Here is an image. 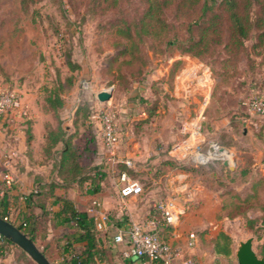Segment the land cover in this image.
I'll use <instances>...</instances> for the list:
<instances>
[{
  "label": "rangeland",
  "instance_id": "1",
  "mask_svg": "<svg viewBox=\"0 0 264 264\" xmlns=\"http://www.w3.org/2000/svg\"><path fill=\"white\" fill-rule=\"evenodd\" d=\"M139 5V0H119L117 6L102 11L98 7L93 8L91 0H0V94L6 90H14L21 99L27 95L33 104L43 109L44 96L49 88L56 85L57 75L62 80L71 75V83H65L66 89L61 91L64 104L59 114L64 125L70 124L72 130L76 128L75 144L83 142L85 133L91 134L93 125L99 123L98 111L111 107L114 111L113 123L117 128L118 141L122 136L128 138L126 128L123 127L128 125L129 138L135 139V143L130 145V152L132 155L142 154L141 157L132 158L154 154L152 150L159 147L160 138L170 137L168 128L172 125L177 128V132L167 139L170 149L171 142L176 144L184 137L180 132L183 118L193 115L198 108L203 109L204 113L208 102L204 101V97L211 94L215 79L211 74L208 76L205 69L208 66L199 60L202 65L196 67L199 71L195 75H205L202 84L198 85V99L190 103V111L170 112L174 108L170 99L174 96L165 102V98L162 99L161 96L162 91L170 85L169 71L173 58L168 53L174 48L160 51L159 44L145 37L138 42L141 48L136 50L142 52L146 58L139 65L141 83L129 84L124 81L116 70L119 61L113 59L119 55V49L123 45L130 44L133 27L127 30L122 23H111L119 16L130 18L137 12ZM171 11L173 10H167L170 18ZM67 56L77 67L68 66ZM123 58L125 57L121 55L120 59ZM195 58L189 59L190 66L198 62ZM242 62L240 60V66ZM123 69L130 71L128 66ZM259 76L264 77V70ZM102 89L112 90L108 100L101 101L97 98V92ZM262 89L264 90V84ZM253 92L249 96H253ZM155 94L161 99L159 98L156 111L153 110L148 116L143 110L153 106ZM248 101L249 99L247 106L239 109L244 112L242 116L235 110V118L240 120L235 127L231 122L233 112L226 113L225 110L216 109L212 111V115L204 113L198 140L201 143L210 139L221 142L230 151V158L209 159L205 163H199L191 157L193 148L177 150V159H169L172 166L180 171L193 166H205L202 167L204 171L195 177H183V181L181 179L177 183L178 187L172 193L162 190L156 194L154 204L165 201L166 198H176L182 208L180 223L183 224V236L187 242L189 232L196 233V242L188 246L199 253L200 259L188 252L183 256L184 259L195 260L197 264H237L235 251L239 240L252 236L253 247L258 253L264 239V227L258 218L261 215L259 202L264 198V184L256 188V196L249 195L248 200H241L240 197L247 196V191L252 194L251 182L258 175H264V126L260 128L264 115L249 112ZM6 112L0 114V125L8 118L5 116ZM144 119L146 120L143 121ZM210 120H213V126ZM121 124L124 125L120 126V130L118 126ZM166 124L169 126L163 129ZM195 140L197 139L192 141L196 142ZM203 147L202 149L206 148ZM251 155L256 160L263 158L261 163L252 166L253 175L236 174L235 157L238 167H242L250 164ZM225 160L227 164L224 163ZM86 161L90 165L89 159ZM138 169H135L136 173H139ZM129 175L142 185L140 196L147 195L145 179L135 174ZM156 179L158 184L165 180L163 176ZM182 182L185 183L184 187L179 186ZM220 230H224L231 237L230 255H216L212 252L213 238ZM200 232L204 233L202 241ZM7 252H13L17 262L19 261L16 253L21 252L19 249L8 246ZM47 253L52 257L54 252L52 248H48ZM20 261L24 263V260Z\"/></svg>",
  "mask_w": 264,
  "mask_h": 264
},
{
  "label": "trees",
  "instance_id": "2",
  "mask_svg": "<svg viewBox=\"0 0 264 264\" xmlns=\"http://www.w3.org/2000/svg\"><path fill=\"white\" fill-rule=\"evenodd\" d=\"M118 1L91 0L93 8L98 7L102 11L117 6ZM139 4L137 12L130 18L119 16L111 23H122L126 25L127 30L133 27L130 44L123 45L119 49V55L113 59L119 61L116 65L119 75L129 84L141 83V77L138 75L141 68L139 65L146 58L142 52L136 50L141 48L138 42L145 37L159 44L160 51L174 48L168 53L169 57L173 58L169 71L170 84L182 64L183 57L187 54L194 56L208 66L215 79L204 113L212 115V111L216 109L225 110L226 113L233 112L231 122L235 127L240 121L235 118V110L242 116L244 112L239 109L247 106V99L264 96V90H261L264 77L259 76L264 70V0H139ZM168 9L173 10L171 18L167 14ZM121 55L125 58L120 59ZM67 57L68 66L77 67V64ZM240 60H243L241 66ZM124 66L130 67V71L126 72ZM71 81V75L62 80L58 74L56 85L48 89L44 96L45 104L42 105L44 111L49 112L54 119L45 122L44 151L53 160L56 177L40 184L38 191L26 194L25 201L27 207L31 208L33 203L40 206L45 214L48 211L45 209L46 201L52 197L51 203L59 206L52 213L56 223L72 229L63 235L61 257L53 264H95L97 259H104L109 246L103 243L101 230L96 227L94 216L85 209H78L69 197L54 192L57 186L66 187L72 184L81 186L84 181H88L87 192L93 193L99 190L101 181L106 180L101 165L92 163L97 155L95 133L90 130L92 133L88 134L82 148H79L74 141L77 135L76 128L68 133L67 124L64 125L60 119L59 111L64 104L61 91L66 89L65 83L70 84ZM251 91H254L253 96H249ZM162 92L164 102L172 98L167 90ZM155 97L153 106L143 110L148 116L157 109L160 97L157 94ZM262 126L264 121L260 128ZM58 143L61 145L57 146ZM86 159H89L90 165L86 164ZM120 169L134 176V170L126 164ZM249 169V165L244 166L241 176H246ZM263 184L264 176H257L250 185L252 194L247 191V196H240L241 200H248L249 195L256 196V188ZM43 187L46 189L43 190ZM32 197L34 198L31 199ZM259 210L261 215L258 218L264 227V198L259 202ZM0 216L10 220L6 206L0 211ZM10 221L35 242L39 226L35 213L25 211L18 222ZM231 241L227 232L218 231L213 238V253L230 255ZM8 246H14L21 251L16 252L17 258H20L18 262L21 264H36L21 247L5 237L0 241V256L7 252ZM42 251L45 254V251ZM258 254L264 257V239ZM123 258L141 262L146 260L144 256ZM20 260H24V263Z\"/></svg>",
  "mask_w": 264,
  "mask_h": 264
},
{
  "label": "crops",
  "instance_id": "3",
  "mask_svg": "<svg viewBox=\"0 0 264 264\" xmlns=\"http://www.w3.org/2000/svg\"><path fill=\"white\" fill-rule=\"evenodd\" d=\"M190 58L195 57L189 54L183 57L182 64L177 69L170 87H166L170 95L174 96L173 99H170V102L172 101L174 103V108L170 110L172 113L190 111V103L196 102L198 99L197 93H200L198 85L202 84V79L205 74L203 73V76L198 75L197 77L195 74L199 71L196 67L202 65V63L197 59L198 62H194L190 66ZM205 69L208 71V76H210L211 72L209 68L206 67ZM209 94L204 97V101H209ZM200 109H195L193 115L185 116L183 120L192 119ZM43 110L33 104L32 100L25 95L21 99L20 107L11 109L5 113V116H8V118L0 125V211H3L4 206H6L8 218L15 222L19 221L20 216L25 211L35 213L39 225L36 230L35 243L45 251V255L51 262L55 263L61 257L60 252L64 242L63 235L72 231V229L67 225L56 223L52 213L59 206L51 203L52 197H49L46 201L45 209L48 211L45 214L40 206L33 203L30 208L26 206L25 201L26 194H31L35 190L38 191L40 184L56 177L53 160L44 151L46 144L45 122L52 121V119L51 114ZM262 119L264 121V117ZM212 122L213 120H210L211 126H213ZM3 124L6 130L2 127ZM123 125H119V129ZM168 126L169 124L164 125L163 129H167ZM123 127L126 128V137L128 138L126 139L122 136L121 140L117 141L113 146H107L102 141L99 123L93 125L92 132L95 133L97 155L92 163L100 164L101 170L106 174V180L101 181V186L98 191L88 193V181H84L81 186L78 184H72L66 187L57 186L54 190L56 194L64 195L72 199L78 209L87 210L95 198L101 202V208L107 213L108 221L105 229L101 230L100 233L103 243L109 247L106 249L104 259H97L95 264H149L145 260L141 262L123 258L121 252L124 244L116 241L115 235L119 231L125 230L131 222H139L149 227L148 219L154 209L156 194L162 192V190L168 194L174 192L178 187L176 186L177 183L181 179L183 181V177L189 175L195 177L199 172L204 171L202 167H205L200 166L195 168L193 166L180 171L176 166L171 165L172 162L169 159H177L176 151L173 149V144L175 143L171 142L170 146L172 145V147L170 149H168L167 144L169 142L167 139L176 135L175 133L177 132V128H173L172 125L168 128L171 132L170 137L160 138L161 143L159 147L152 150L154 154L142 158H132L141 157L142 154L132 155L130 145L135 143V139L129 138L130 128L128 125H124ZM67 129L68 133L72 131L70 124H67ZM172 131H175L174 134H172ZM28 136L30 137L28 138ZM87 136L88 133H85L84 141L77 144L79 148H82ZM60 145L61 143H58L57 146ZM11 152L13 154L8 156ZM262 159L261 157L260 160H256L255 156L253 157L251 155V162L249 164V167L250 165L251 167L247 173L249 176L253 175L251 174L253 170L252 166L258 162L261 163ZM235 162L236 169L234 172L241 176V170L244 166L238 167L236 157ZM123 164L132 168L136 176L145 179L144 181L148 188L147 195L140 196L139 194L126 197L120 195L119 175L124 171L120 169ZM136 166H139V169ZM222 166L225 167L224 164ZM118 168L119 171L117 170ZM135 169H138L139 173H136ZM158 176L159 178L164 177L165 180L162 184L157 183L156 178ZM179 186L184 187L185 183L182 182ZM44 189L46 187H43ZM166 199L173 200L179 206L176 198ZM180 222L179 218V221L174 227L160 225L158 227L160 235L177 252L173 264H181V260L184 259L183 255L186 252L193 256L196 255L200 259L199 253L194 252V248L188 246L183 236L184 231L181 226L183 224ZM200 234V241H202L204 239V233L200 232ZM48 248H52L54 252L52 257L47 253ZM0 264L21 263L17 262L13 252H5L0 256Z\"/></svg>",
  "mask_w": 264,
  "mask_h": 264
},
{
  "label": "built area",
  "instance_id": "4",
  "mask_svg": "<svg viewBox=\"0 0 264 264\" xmlns=\"http://www.w3.org/2000/svg\"><path fill=\"white\" fill-rule=\"evenodd\" d=\"M21 99L14 90H6L0 94V114L20 107ZM248 110L251 113L264 115V96H254L248 101ZM99 118V131L102 141L107 146H113L118 141L117 128L113 123L114 111L111 107L101 109L97 113ZM204 120L203 109H200L192 119L184 120L180 125V132L184 137L177 142L174 151L182 148H193L191 157L199 163H205L209 159L230 158V151L217 141L210 139L201 143L198 136L201 134ZM196 142H193L192 140ZM192 141V142H191ZM202 146L206 147L202 149ZM13 152L8 154L11 156ZM9 179V178H7ZM119 193L122 197L139 195L142 185L130 177L127 171L119 175ZM153 211L148 219L149 227L139 222H131L128 227L115 235V240L124 244L122 255L129 258L146 257L149 264H173L177 252L159 233L160 226L174 227L179 221L182 208L173 200L159 201L155 203ZM87 211L94 216L95 225L99 230H104L108 221L107 213L101 208V202L93 199ZM3 236L0 234V241ZM197 240L196 233L188 234L187 244L193 245ZM181 264H197L193 259H182Z\"/></svg>",
  "mask_w": 264,
  "mask_h": 264
},
{
  "label": "water",
  "instance_id": "5",
  "mask_svg": "<svg viewBox=\"0 0 264 264\" xmlns=\"http://www.w3.org/2000/svg\"><path fill=\"white\" fill-rule=\"evenodd\" d=\"M111 95V89H102L97 92V98L101 101L108 100ZM224 163L227 164V161L225 160ZM0 234L21 247L37 264H53L25 232L2 216H0ZM235 255L237 264H264V257L260 256L253 247L252 236L238 241Z\"/></svg>",
  "mask_w": 264,
  "mask_h": 264
}]
</instances>
